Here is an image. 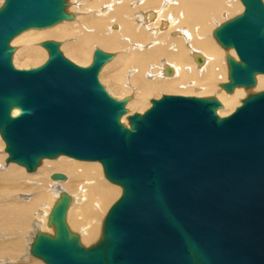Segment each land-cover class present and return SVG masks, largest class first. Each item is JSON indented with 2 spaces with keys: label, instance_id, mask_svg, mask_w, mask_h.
Listing matches in <instances>:
<instances>
[{
  "label": "water",
  "instance_id": "95a60500",
  "mask_svg": "<svg viewBox=\"0 0 264 264\" xmlns=\"http://www.w3.org/2000/svg\"><path fill=\"white\" fill-rule=\"evenodd\" d=\"M241 14L214 37L227 56L221 86L257 85L264 74V0H241ZM67 0H5L0 7V135L7 163L35 172L44 159L98 161L122 194L109 209L101 238L86 247L71 231V196L54 206V235L39 232L31 255L46 264H264V90L227 116L214 96L164 94L128 116L100 82L115 54L97 48L80 66L61 42L42 46L48 60L31 68L13 62V40L30 29L72 20ZM171 73V70L169 71ZM18 110V114L14 111ZM53 180H65L63 173Z\"/></svg>",
  "mask_w": 264,
  "mask_h": 264
},
{
  "label": "bare ground",
  "instance_id": "6f19581e",
  "mask_svg": "<svg viewBox=\"0 0 264 264\" xmlns=\"http://www.w3.org/2000/svg\"><path fill=\"white\" fill-rule=\"evenodd\" d=\"M67 2V11L73 14L72 20H65L45 29L27 30L13 40L14 44L27 38L25 46L22 44L24 48L20 47L22 50H18L16 54V67L23 66L18 63V56L28 63L27 68L44 64L49 58V52L41 44L51 37H66L61 48L82 65H90L93 62L94 52L99 47L109 52L119 49L121 54L117 57L116 53L111 52L115 56L102 70L106 73L115 67V71L108 73L107 83L110 91L117 99L130 98L126 105L128 113L121 119L129 127V121L125 123L128 116L136 112L144 113L152 105V96L162 92L198 97H208L214 93L216 98L225 104L217 111L223 117L235 111L250 94L261 92L264 88V74H258L256 87H236L232 93L222 86L218 89L219 85L230 81L227 56L239 58L235 49H221L222 46L214 37V30L243 12L244 5L241 0ZM65 28L77 29L78 36L75 32H65ZM69 34L72 35L71 38H75L68 40ZM106 50L104 51L107 52ZM14 114H18V110H15ZM1 138L0 182L5 184L6 181H13L17 184L22 182L25 176L35 180L38 195L34 202H26L27 197H24L22 200L16 199L13 203L5 197L8 186L7 190L3 191L5 200L2 199L1 202H7L0 204V226H14L16 229H0V258L4 257L3 254L7 250L13 249L16 254V251L25 249L26 254L18 257L24 260L31 254V245L39 232L55 234L56 229L54 224L50 223V216L64 193L71 196L67 212V223L71 231L80 235L81 242L86 247L98 242L102 235L104 219L123 189L121 186L119 188L112 185V182L108 183L110 181L105 176L102 164L62 155L55 160L44 159L34 173L25 174L24 169L16 165L17 163H7L6 143L4 144ZM54 173H63L66 179L53 180L51 176ZM11 184L13 185L12 182ZM16 184L14 186L17 188ZM19 186L17 191L27 190L25 185ZM0 190L3 189L0 187ZM40 202L41 206L37 209ZM30 212H34V230L25 242L26 233L17 232V227L24 225L18 220L25 219V215ZM4 232L11 237L17 233L20 235L17 241L10 238L11 248L5 246ZM14 255L10 256L11 258L6 257L7 262L0 259V264L18 261ZM34 263L41 264L39 261Z\"/></svg>",
  "mask_w": 264,
  "mask_h": 264
},
{
  "label": "rangeland",
  "instance_id": "374dc122",
  "mask_svg": "<svg viewBox=\"0 0 264 264\" xmlns=\"http://www.w3.org/2000/svg\"><path fill=\"white\" fill-rule=\"evenodd\" d=\"M4 1L5 0H0V7L3 5V3H4ZM87 1V0H86ZM99 0H97V2H98ZM76 30V31H75ZM69 32L70 34H73L74 32H75V34H76V36H78L77 35V29H74V30H72V28L70 29V28H65V32ZM69 34V36H68V40L69 39H74L75 37H72L71 38V36L72 35H70ZM79 34V33H78ZM26 39V40H25ZM25 39H22L21 41H22V43H20L21 41H19V42H17V43H14L13 44V42H12V46L15 48V53H14V56H13V62H14V64H15V66H17L16 65V63H15V59H16V54H17V52H18V50L20 51V50H22L21 48H24V46H25V44H26V41H27V38H25ZM65 39H66V37H63V36H61V37H59V38H54V37H51V38H49L48 40H55V41H58V42H61V45H62V42L64 41L65 42ZM79 39V38H78ZM24 40V41H23ZM24 46H23V45ZM21 47V48H20ZM99 48H101V47H99ZM102 49V48H101ZM221 49H223V47H221ZM103 50H106V49H103ZM47 51V50H46ZM61 51L63 52V54L68 58V59H70L71 61H73L74 63H76V64H78V65H80V66H88L89 64H87V65H82V64H80L79 62H76V60H74L73 58H71L70 57V55H68L67 54V52L64 50V49H62L61 48ZM107 52H109L108 50H106ZM227 51V50H226ZM110 52H114V53H116V56L118 57L120 54H121V52L119 51V49H117V50H114V51H110ZM48 53V52H47ZM118 54V55H117ZM116 57V58H117ZM18 59H19V61H18ZM17 61H18V63H20L21 65H23V66H21V67H17V68H27L26 67V63L27 62H25L20 56H18V58H17ZM28 64V63H27ZM39 66H40V64H39ZM31 67H33V66H30V68ZM35 67H38L37 65L35 66ZM115 71V67H113L112 69H109V71H107L106 73H103V70L101 71V73H100V75H99V79H100V82L106 87V89L108 90V92L112 95V96H116L112 91H110L111 89L109 88V84L107 83V80H109L108 78H109V72L111 73L112 71ZM108 76V77H107ZM108 85V86H107ZM219 88L218 89H220V87H221V85H219L218 86ZM256 87V86H255ZM262 90H264V88L262 89ZM262 90H260V91H262ZM196 92V91H195ZM197 93V92H196ZM195 93V94H196ZM164 94H177V93H170V92H166V93H159L158 95H156V96H152V99H158V98H161ZM162 95V96H161ZM160 96V97H159ZM207 96V95H206ZM209 96H211L210 94H209ZM212 96H214V97H216V94H212ZM157 97V98H156ZM117 98V97H116ZM119 98V97H118ZM224 104V103H223ZM151 106V105H150ZM224 106H225V104H224ZM219 111V110H218ZM231 114V113H230ZM220 115V114H219ZM221 116V115H220ZM125 123H128V120H125ZM1 137V136H0ZM2 139V138H1ZM3 141V140H2ZM3 143H4V141H3ZM5 144V143H4ZM67 157V156H66ZM69 158V157H68ZM56 159V158H55ZM55 159H49V160H55ZM97 163H99V162H97ZM13 164V163H12ZM14 164H16V163H14ZM100 164V163H99ZM16 165H18L19 167H22L23 169H24V171H25V174H28L29 172H27V170H26V168L25 167H23V166H21V165H19V164H16ZM101 165V164H100ZM41 166V165H40ZM32 172H30V174H31ZM34 173V172H33ZM103 178L104 179H106L105 177H104V175H103ZM51 179V178H50ZM52 181V180H51ZM57 181V180H56ZM106 181V180H105ZM11 182L13 183V185L11 184ZM11 182H9V181H6L5 182V184L3 183H1L0 182V184H1V189H3V190H0V194L2 195L3 194V191H6L7 190V186H8V188L10 189H8V192H7V194L5 195V197L7 196V199H10V201L11 202H15V201H17L16 199H20V200H22V199H24V197L26 198L27 197V201L26 202H28V200L31 202H34L36 199H37V196L36 195H38V191L35 189V180H33V179H30V178H26L25 176L23 177V180H22V182H18L17 184H16V182H13V181H11ZM106 182H108V181H106ZM8 185H7V184ZM109 184L111 183V182H108ZM10 184H11V186H10ZM14 184H16V186H17V188H18V190H19V185H25V188L27 189L26 191L25 190H22V191H17V188L14 186ZM112 185H115L116 187L118 186L119 188H121L119 185H116V184H113V183H111ZM6 187H5V186ZM10 186V187H9ZM13 186H14V188H13ZM33 186V187H32ZM12 189H13V191H12ZM16 190V191H15ZM35 190V191H34ZM2 191V192H1ZM24 191V192H23ZM40 193H42V192H40ZM45 193H47L46 191H45ZM0 195V204L2 205L3 203H5V202H7V201H5V202H1L2 201V199H3V201L5 200V198H4V194L1 196ZM121 196V195H120ZM34 197V198H33ZM15 198V199H14ZM119 198V197H118ZM117 198V199H118ZM116 199V200H117ZM115 200V201H116ZM114 201V202H115ZM10 202V203H11ZM113 202V203H114ZM41 203L42 202H40V204H38V206H37V209L41 206ZM112 203V204H113ZM12 204V203H11ZM112 206V205H111ZM34 213V212H33ZM32 212H30V213H28L27 215H25V219H20V220H18L19 222H20V224H24L23 226H21V228H19V227H17V232L19 233V232H24V233H26V234H24V235H26V237L24 238V240H25V242H27V239H28V236L30 235V233H32L33 232V230H34V227H32V226H34V219H33V216H34V214H33ZM30 217V218H29ZM26 220V221H25ZM25 222V223H24ZM31 222V223H30ZM29 224H32V225H28ZM33 229H32V228ZM14 228V226H11V227H6V226H3V225H1L0 226V229H2V230H5V231H7V230H10V229H13ZM14 229H16V228H14ZM18 233H17V235H15V236H13V237H11V236H9L8 235V233L7 232H4V234H6L5 235V237H4V239H3V241L6 243L5 244V246L7 247V246H9L10 247V244L12 243V240L14 239V240H16L17 241V238L19 239L20 238V235H18ZM21 235H22V233H21ZM7 236L9 237V238H7ZM14 237H16V238H14ZM22 237V236H21ZM10 238H12V240L10 239ZM23 241V240H22ZM93 242H95V240H93ZM93 242H91V243H93ZM23 244H24V242H23ZM31 244V243H30ZM25 246H26V244H25ZM27 246H28V243H27ZM8 247V248H9ZM11 248V247H10ZM9 248V249H10ZM21 251V250H20ZM20 251H16V254L15 253H13L14 251H13V249L12 250H7V251H5L4 252V257L3 258H0L1 260H4V261H6L7 260V258H11L10 256H12V255H14V257H15V259H18V261H12L11 263H5V264H37V263H34L35 261H39V263H43V264H46L45 262H43L41 259H37L36 257H34V256H32L30 253V255L27 257V258H25L24 260L23 259H21V258H18L19 257V255L21 256V255H23V254H26V250L24 249V251H23V249H22V251L20 252ZM8 252V253H7ZM29 252V251H28ZM24 256V255H23ZM7 257V258H6ZM35 259V260H34ZM7 262V261H6Z\"/></svg>",
  "mask_w": 264,
  "mask_h": 264
}]
</instances>
